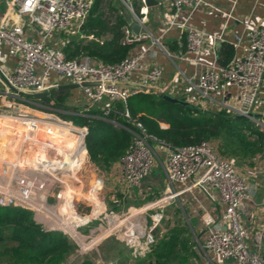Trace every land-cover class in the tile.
<instances>
[{
  "label": "built area",
  "instance_id": "obj_1",
  "mask_svg": "<svg viewBox=\"0 0 264 264\" xmlns=\"http://www.w3.org/2000/svg\"><path fill=\"white\" fill-rule=\"evenodd\" d=\"M204 2L205 0H171V11L163 18L166 31L178 26L185 36V54L182 59L189 65L202 67L195 82H190L191 87L203 102L217 104L231 117L245 116L264 127L258 119L249 117L264 104L261 99L264 85V25L254 24L249 19L243 20L244 35L234 43L235 47H240L242 42L245 43L243 53L235 56L227 66L204 64L202 56L205 34L189 27L187 19L180 21L181 13L187 9L194 10ZM93 4L94 0H7V7L15 14L17 22L8 26L5 20H0V49L6 48L8 55L17 59L11 73L5 74L9 85L26 93H43L58 89L60 83L67 79L81 88L84 98L89 103L83 112L56 109L53 96L48 99V103L37 104L18 96L0 78L4 87V92H0V98H13L18 103L30 104L34 106L33 109L30 107L27 109L44 115L38 117L26 111H19L15 119L11 120L21 121L26 127L25 137L33 140L41 127L59 133L68 130L77 134V148L78 146L82 148L83 153L80 155L76 152L78 154L75 153L76 156L73 155L71 160L75 159L78 162L84 160L89 130L86 126L76 125L67 116L84 115L108 119L116 103H122L125 107L131 95L149 91L162 77L161 68L153 67L136 86L120 85L130 82L131 75L139 68L144 57L155 54L151 49H146L135 56H128L116 64L98 63L86 55L75 59L66 58L64 52L52 43L54 35L74 27L80 31ZM128 9L133 20L141 28L138 34H134L126 23L122 28L124 41L139 43L148 37L144 33L147 7L143 6L139 15L132 6H128ZM22 19L33 28L38 39H28L25 36L24 27L19 23ZM154 44L160 46L159 39H154ZM84 83L95 85L84 86ZM232 86L236 89L235 96L229 95L228 89ZM53 102L54 105H51ZM90 105L98 107L97 110L102 116L92 114ZM39 108L46 112L52 111L53 114L35 110ZM120 115L132 126V129L124 127L132 134V138L125 153L117 162L120 182L128 189H139L142 181L159 165L165 176L164 194L165 198L168 197L169 203L178 199L184 192L198 188L210 201L223 205L219 221L213 220L207 230L203 242L205 253L220 261L264 264L261 254L264 233L255 237L252 249L242 223L241 216L246 211V201L251 198V189L248 178L239 173L237 160L222 155L215 141L204 140L197 145L172 147L158 141L126 108ZM111 122L117 127H123L116 120ZM33 183L34 181H31L22 187L21 196L27 197L29 191L35 187L44 190L48 188L45 182ZM176 185H183V188L177 190ZM15 203L16 200L7 195L2 194L0 197V206L7 207ZM259 207L264 213V201ZM36 216H40L38 211Z\"/></svg>",
  "mask_w": 264,
  "mask_h": 264
},
{
  "label": "trees",
  "instance_id": "obj_2",
  "mask_svg": "<svg viewBox=\"0 0 264 264\" xmlns=\"http://www.w3.org/2000/svg\"><path fill=\"white\" fill-rule=\"evenodd\" d=\"M124 1L128 2L138 15L140 14L143 6L141 0ZM104 2L105 0H94L85 25L80 30L88 39L71 41L62 48L67 59L86 55L98 63L116 64L129 56L135 43L124 41L122 28L126 25L125 18L110 4L106 12ZM234 57V45L223 43L217 56L218 64L227 66ZM62 93H55L53 98L59 108L70 110L65 104L68 96ZM32 101L39 102V100ZM40 101L49 102V100ZM125 108L158 141L172 147L197 145L204 140H210L217 142L222 155L238 160H250L257 155L264 154V130L258 129V125L248 118L236 119L224 111L205 112L200 109V106L175 104L152 91L136 92L127 99L125 107L122 103H116L108 119L84 115L67 116L76 125L86 126L89 130L86 138V154L80 163H84L91 176L92 192L87 199L93 203L92 213L103 207L104 177L89 167L108 169L125 153L132 138V134L125 129H132V126L120 115ZM91 113L102 116L98 110H93ZM112 120H116L123 127L115 126ZM62 133L64 132L61 131L58 134ZM74 142L78 144V139ZM71 194L70 192V195H64L61 206L75 214L72 211V204L70 205ZM185 231L184 226L174 227L164 245H160L157 249L158 255L172 256L182 243ZM51 235L39 229L31 210L15 206H0V261L1 258H5L8 264L21 262L32 264L33 259L45 258L57 253L60 246L69 245L70 239L61 236L56 242L52 241ZM262 243L264 246V234ZM32 246L35 247L32 248ZM263 253L264 251H262L264 258ZM81 264L93 263L84 261Z\"/></svg>",
  "mask_w": 264,
  "mask_h": 264
},
{
  "label": "crops",
  "instance_id": "obj_3",
  "mask_svg": "<svg viewBox=\"0 0 264 264\" xmlns=\"http://www.w3.org/2000/svg\"><path fill=\"white\" fill-rule=\"evenodd\" d=\"M157 1V6L150 8L147 7L146 20L148 23H146V29L144 33L147 34L148 37L143 39L139 43H135L129 56H135L136 54L146 49L153 50L155 54L146 56L140 61L139 68L131 75L129 79L130 86H136L137 84H139L142 80V77L149 69L153 67H159L162 70V77L157 84L150 87V89L157 90V93L155 92L156 94L161 95V93H165L181 100L185 99L184 101L191 103L193 106H200V109L205 112L223 111L217 104H208L203 102L198 93H196L192 89L190 82H195L197 76L202 70V67H194L192 65H189L185 60L182 59L185 54L186 40L181 29L178 26H174L166 31V25L163 18L166 13L171 11V0ZM144 6L146 7L145 4ZM1 19L5 20V23L8 26H11L14 24V22H17L15 14L10 12L7 7V0H0V20ZM186 19L188 20L187 24L189 27L205 34L206 38L203 47L202 62L204 64H218L217 56L220 53L222 44L231 43L232 45H234L238 38L243 37L245 31L243 20L249 19L254 24L264 25V0H205V2L198 8L194 10L187 9L186 11L181 13L180 21L183 22ZM19 23L24 27L25 36L28 39H38L37 35L33 31V28L28 25L25 19L19 20ZM154 39H159L160 46L154 44ZM244 45L245 43L242 42L240 44V47L234 46L235 56H240L243 53ZM59 49L62 50V48ZM5 52L7 53V49L2 47L0 49V58H4V64L3 66H0V68L6 75H9L13 70L14 65L16 64L17 59L10 56L7 57L5 55ZM62 85H72V83L70 81L63 80L60 83V86ZM72 89L74 88H66L58 92H63L62 94H66L69 99L70 96H73V93L71 92ZM228 91L230 93L229 95L235 96L236 89L233 86L230 87ZM261 99L264 102V85L262 88ZM85 101L83 102L84 107L88 104L86 99ZM38 103L44 105V102L40 100L39 102H37V104ZM51 105H54V102L51 103ZM68 106L73 107V105L70 104ZM84 107L79 109L73 107V109L79 112H83L85 110ZM70 111L73 110L70 109ZM254 114L259 115L258 120L262 124H264V104L260 107V109H257ZM9 120L11 121V119ZM17 122H20V125L22 127L24 126L21 121ZM254 123L257 124L256 122ZM14 130H17V128L12 130V134ZM49 130L48 133L51 136L58 137L55 135H61V137H63L64 141L66 142H68L69 140L65 139V137L73 134L70 131L68 133H65L68 130L62 131L64 132L62 134H58L59 132L53 131V129ZM38 136L39 135H36L34 140L32 139L31 141L27 140L25 142H22L21 151L22 154H24L22 157V163L23 161L26 162L29 160V166H31V153H33V151L30 147L31 145L33 146L36 142L38 144V140H40ZM8 138L10 144H12L11 136H8ZM76 139H78V136L76 137ZM37 151H40L39 147L34 148V152ZM236 160L239 173L248 178L251 189V198L250 200L246 201V211L242 213L241 217L242 223L247 231V241L250 244V247L254 249L253 245L255 237L262 232L264 233V213L261 212L259 207L260 204L264 201V154L257 155L250 160ZM71 161L73 163L71 162L68 165V169H72L73 173H76V177H79L78 181L80 182V185H78L79 183L73 184L72 181L71 183H69L68 180L67 182L62 181L61 177L58 175V171L61 172L63 169H61L60 166L51 165V163L41 164L40 162H38L36 166L37 168L34 167L19 169L17 166H15V164H13V162L6 161L7 165H10L9 171H11L12 173L14 172V175L15 173H17L16 176L21 175V177H19L21 181H14L13 178L9 180L4 179L3 181L0 178V195H7L8 197L15 199L16 202L21 206L29 207L30 210L33 208L36 209V206L42 208L45 207L46 209L50 208V210L48 209L49 212L52 211V214L56 215V213H54V208L57 207L51 208V206L53 205L50 204L52 203L50 198H55V201L57 200L60 208H66L61 206V200L64 199V195H70L71 192L72 194L70 203H72V201L74 200L73 197H75L76 199L79 198L77 197L79 196L78 192L83 193L84 190L82 188L87 187L91 182L89 181L91 179V176H89L88 168L84 165V163L82 164L75 159ZM117 162L114 163L116 164V166ZM89 169H91L92 171L97 170V168L95 169V167L93 166L89 167ZM159 169V173L161 174L160 179L162 183L161 191L163 193L165 190V176L161 167H159ZM119 177L120 175L116 178L117 181H120ZM31 181H34L33 184H40L41 181L45 182L48 185V188L44 190L42 188L35 187L34 189H32V191H29L30 193L27 197H24L23 195L21 196V194L18 195L19 192L15 190V187L22 188ZM77 188H81V190L79 191L77 190ZM182 188L183 185H176L177 190ZM181 196H186L185 201L188 206L187 211L191 219H197L200 217L198 220H201V217L203 219L210 217V223L206 228V238L207 230L211 226L212 221H219L221 213L224 209L223 205H221L219 202L210 201L205 193H203L198 188H194L184 192L179 196V198ZM160 206L162 205L156 203L145 206L144 208L149 209ZM168 207L169 205H167L166 208ZM142 210L143 208L134 212V214L139 215ZM84 231H87V229H84ZM87 232L90 231L88 230ZM262 251H264L263 243L261 254ZM217 264L239 263H236L234 261H221Z\"/></svg>",
  "mask_w": 264,
  "mask_h": 264
},
{
  "label": "rangeland",
  "instance_id": "obj_4",
  "mask_svg": "<svg viewBox=\"0 0 264 264\" xmlns=\"http://www.w3.org/2000/svg\"><path fill=\"white\" fill-rule=\"evenodd\" d=\"M130 1L132 2L133 0ZM141 2L144 6L143 0H141ZM109 4L115 7L121 14H129L128 6L131 5L128 2L126 3L124 0H105L104 10L106 12L109 10ZM146 23H148L147 20ZM87 39L88 37L84 36L83 33L74 27L66 32L54 35L52 43H54L58 48H63L71 41ZM5 55L7 57L9 56L6 52ZM3 64L4 58L1 57L0 66H3ZM0 89V92H4V87L1 81ZM71 92L73 93V96L66 99V106L70 107L68 106L70 104L77 109L83 108L85 98H83L81 88H74ZM12 103H14V105ZM55 104L57 105V102ZM9 105H11V107H9ZM56 105V109L63 110ZM88 105L89 103L86 106ZM27 107L32 108L34 106H30V104L22 102L18 103L14 101L13 98H0V115L6 114L15 119L19 111H26L33 115L37 114L38 117L44 116L41 113L32 112L27 109ZM73 107H70L69 109L76 111ZM90 107L92 111L99 109L93 105H90ZM35 110L38 112L53 114L51 113L52 111L46 112V110L40 108ZM59 117L62 118L61 116ZM257 127L258 129H264L261 125H258ZM76 137L77 134L73 133L66 136L65 139L75 141ZM11 147L12 145L9 143V139L5 142H0V148L12 151ZM8 159L9 158L7 157L6 161H8ZM6 161H3L2 163L0 162V178L3 181L4 179L9 180L13 178L14 181L20 182L21 180L19 177H21V175L16 176L17 173L14 175V172L12 173L9 171L10 165H7ZM9 161L11 160L9 159ZM25 168H31V166H29V160L26 162L23 161L19 167V169ZM159 170L158 165L153 169L150 175L142 181V185L139 189L131 190L119 180L117 181L116 178L119 174L116 164H113L108 169L97 168L94 172L97 171L104 177V202L100 214L92 219H90L91 216L95 214L92 213L93 203L89 202L87 199L89 194L92 192L91 182L87 187L82 188L84 190L83 193L78 192L80 195L77 197L79 198L76 199L72 196L74 200L70 203V205L72 204L73 209L71 207L70 209H72L75 213L74 216L72 215V218L71 216H63L60 212L62 208H60V205H58L59 203L57 200L55 201V198L53 197L50 198L52 202L50 204L53 205L51 208L57 207L54 208V213H56V215L52 214V211L49 212L50 208H48V210L45 207L42 208L36 206V209H31L35 223L39 226L41 231L47 234H52V241H59L61 236L70 239L69 245L60 246L57 253L38 260L33 259L32 264H81L84 261H90L93 264H217L221 262L217 258L205 253L203 249V240L206 235V228L210 223V217L206 219L201 217V220H198L200 217L197 219H191L187 211L188 206L185 201L186 196H181L180 198L170 201V203L160 207L149 209L144 208L145 206L156 204L165 198L164 192L162 193L161 191L162 183ZM58 175L64 182H67L68 180L69 183L72 181L73 184L79 183L78 185H80V182L78 181L79 177H76V173H73L72 169L69 170L66 168L61 172L58 171ZM15 190L19 192H17L18 195L22 192V188L15 187ZM77 190L80 191L81 188H77ZM1 196L2 195H0V197ZM167 205H169L168 208H166ZM12 206L30 210L29 207L25 208V206H21L19 203H15ZM142 208L143 210L139 215L134 214V212ZM37 211L40 216H36ZM157 214L160 216L159 220L154 218ZM88 217L90 218L88 219ZM97 218L104 222V227H100L101 230L96 231L93 234L87 232L90 227H98V225L95 223L89 226L82 225H84V223H91ZM70 225H73V227L76 228V234H73L72 231H70ZM176 226H184L186 229L182 236V243L177 247L176 252L172 256L168 254L159 256L157 249L160 245H164L171 230ZM49 227L52 229L57 227L58 230H51ZM84 229H87V231H84ZM125 230L126 232H134V236H137L138 234L141 236H138L135 241L133 233L123 237L122 234ZM128 236H130L129 239ZM139 241L143 244V247H145L142 255H140V252L134 254L136 250L135 248L138 246H136L133 250L134 242L139 243ZM32 242L34 243V241H31V243ZM34 247L35 246H32V248ZM0 264L8 263L5 262V258H1ZM19 264H29V262H21Z\"/></svg>",
  "mask_w": 264,
  "mask_h": 264
},
{
  "label": "bare ground",
  "instance_id": "obj_5",
  "mask_svg": "<svg viewBox=\"0 0 264 264\" xmlns=\"http://www.w3.org/2000/svg\"><path fill=\"white\" fill-rule=\"evenodd\" d=\"M35 115H37V114H35ZM9 119H14V118H11L7 115H0V142L7 141V139H9L8 136H11V143H12L11 144L12 145V147H11L12 151H8L5 148H0V162L2 163L3 161H6V159L8 157L11 160V162H13V164H15V166H17L19 168L20 165L22 164V157L24 155V154H22V151H21L22 150V142H25V141H27L26 139H30V138L25 137V132H26L25 125L22 127L20 125V122L18 123L17 121H12V120L10 121ZM16 128H17V130H14L13 134H12V130L16 129ZM40 129L41 130H39V132L36 134V135H39L38 138L40 139V140H38V144L36 142V143H34L33 146L31 145V147H30L33 151V153H31V168H34V167L37 168L36 166H37L38 162H40L41 164L42 163H51V165H57V166H60L61 168H64V167H67L70 164V162H72L71 157L76 152H78L80 155L83 153V150H81L82 148H79V146L77 148V144L74 141L66 142V141H64V138L61 136L53 137L48 133V129L46 127H43V128L41 127ZM31 140L32 139H30V141ZM9 143H10V141H9ZM38 147L40 148V151L34 152V148H38ZM78 153H76V155ZM76 155H74V156H76ZM9 159H8V161H9ZM50 168H52V167H50ZM167 202L169 203L168 197L162 199L158 203L163 206ZM101 211H102V209H100V208L97 209L95 212H93L95 214L92 215L91 218L88 217V219L89 218L92 219L93 217L99 215ZM60 212L65 217L71 216V218H72V215L74 216V214H72L67 208L61 209ZM71 218H69V219H71ZM154 218L156 220H159L160 216H158V214H157L156 216H154ZM94 223L96 225H98V227L95 226V227H90L88 229L90 231V233H92V234L95 233L96 231H98L100 229V227H104V225H103L104 222L98 218L95 219V221H93L91 223H84V225H82V226H89V225H92ZM69 228L73 234H76V228L73 227V225H70ZM51 230H58V228L57 227L53 228V229L51 228ZM107 231H109V230H107ZM132 233H133L134 241L137 239L138 236H141L140 234H138L137 236L136 235L134 236V232H132V231L126 232V230H125V232L123 234L121 232L123 237H125L126 235H130ZM122 235H121V237H122ZM129 238H130V236H128V239ZM136 242H134L133 250L136 246H138V247L135 248L136 250H135L134 254H137L138 252H140V255H142V253L145 250V247H143V244L140 241H139V243H136ZM84 249H85V247H84Z\"/></svg>",
  "mask_w": 264,
  "mask_h": 264
},
{
  "label": "water",
  "instance_id": "obj_6",
  "mask_svg": "<svg viewBox=\"0 0 264 264\" xmlns=\"http://www.w3.org/2000/svg\"><path fill=\"white\" fill-rule=\"evenodd\" d=\"M144 4L146 5V7L150 8V7H154L158 5V1L157 0H143ZM123 16L125 18L126 23L131 27L132 31L134 34H138L140 32V25L137 24L132 16L128 13H123ZM0 78L3 79L9 86V88L16 93L18 96L25 98V99H29V100H48L51 98L52 95H54L55 93H57L60 90L66 89V88H78L79 86L76 84H72V85H62L59 86L58 89H52L43 93H26V92H22V91H18L17 89H15L14 87H12L11 85H9L8 80L6 78L5 73L2 71V69L0 68ZM84 86L87 85H95L94 83H84ZM120 85H125V86H130V83H120ZM150 91L156 92V89H149ZM161 97L165 100H168L172 103L175 104H180V105H184V106H193L191 103L172 97L171 95L168 94H161ZM249 117H253L255 119L259 118V115L257 114H250ZM246 118L245 116H237L236 119H243Z\"/></svg>",
  "mask_w": 264,
  "mask_h": 264
}]
</instances>
